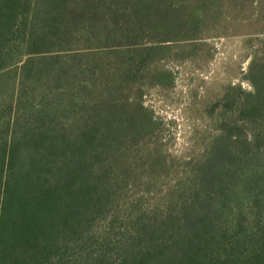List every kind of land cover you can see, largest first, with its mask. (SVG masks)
Masks as SVG:
<instances>
[{
  "label": "trees",
  "instance_id": "1",
  "mask_svg": "<svg viewBox=\"0 0 264 264\" xmlns=\"http://www.w3.org/2000/svg\"><path fill=\"white\" fill-rule=\"evenodd\" d=\"M181 4L0 0V264H264V64L237 110L250 132L215 138L173 207L136 200L95 230L155 166L130 155L158 127L141 82L195 28Z\"/></svg>",
  "mask_w": 264,
  "mask_h": 264
},
{
  "label": "rangeland",
  "instance_id": "2",
  "mask_svg": "<svg viewBox=\"0 0 264 264\" xmlns=\"http://www.w3.org/2000/svg\"><path fill=\"white\" fill-rule=\"evenodd\" d=\"M180 1L174 7L177 17L193 14L196 26L188 37L165 44L161 58L143 72L139 99L158 127L150 139L131 146L137 147L131 156L156 151L155 166L150 173L146 166L135 169L132 187H124L119 205L95 226L96 232L110 227L116 217L125 221L136 200L138 209L173 207L170 199L187 185L214 139L238 124V107L253 92L251 70L264 64V0ZM162 72L171 76L166 85L156 81ZM237 129L243 134L252 130L244 124Z\"/></svg>",
  "mask_w": 264,
  "mask_h": 264
}]
</instances>
